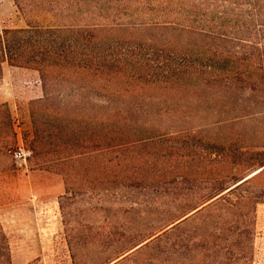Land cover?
Here are the masks:
<instances>
[{
  "label": "trees",
  "instance_id": "1",
  "mask_svg": "<svg viewBox=\"0 0 264 264\" xmlns=\"http://www.w3.org/2000/svg\"><path fill=\"white\" fill-rule=\"evenodd\" d=\"M12 1L26 25L0 28V80L4 62L37 72L42 94L30 103L36 152L48 138L61 145L59 152L76 159L141 144L147 137L139 131L140 101L191 88L253 90L254 84L232 66L240 60L264 63L259 35L264 32V0ZM239 47L254 48L256 55L240 54ZM44 111L51 119L37 122V113ZM10 134L1 138L0 151L14 143ZM204 144L208 153L225 155L235 171L206 178L163 174L151 183L129 177L130 186L165 185L164 194L182 205L125 252L153 235L143 246L170 249L175 242H189L182 226L203 214L207 221L221 218L223 225L240 219L245 227L230 237L226 228L203 235L192 249L217 264L249 259L256 204L264 203V150ZM249 168L254 170L243 175ZM0 264H11L1 224Z\"/></svg>",
  "mask_w": 264,
  "mask_h": 264
},
{
  "label": "rangeland",
  "instance_id": "2",
  "mask_svg": "<svg viewBox=\"0 0 264 264\" xmlns=\"http://www.w3.org/2000/svg\"><path fill=\"white\" fill-rule=\"evenodd\" d=\"M25 25L13 1L0 0V28ZM259 33L264 39V32ZM261 44L264 56V40ZM253 49L239 47L238 51L256 55ZM232 67L254 84L253 90L191 88L154 93L138 105L143 113L139 131L147 137L144 142L76 159L59 152L61 145H54L52 138L42 151L32 149L30 103L42 94L40 81L35 70L4 62L0 141L11 132L15 141L0 151V224L11 264H113L127 254L117 263L217 264L192 245L199 246V237L224 228L229 237L235 236L245 227L240 219L223 225L219 217L207 221L200 214L182 226L189 242H175L170 249L143 246L153 235L127 252L123 248L181 209L182 202L164 194L165 185L148 182L163 174L206 178L235 171L225 155L208 153L205 141L247 152L264 150V63L240 60ZM46 113H37V122L48 123L51 117ZM17 146L29 151L25 161H16L8 153ZM252 170L246 169L243 175ZM129 177L147 183L130 186ZM252 232L251 255L237 264H264V203L256 204Z\"/></svg>",
  "mask_w": 264,
  "mask_h": 264
},
{
  "label": "built area",
  "instance_id": "3",
  "mask_svg": "<svg viewBox=\"0 0 264 264\" xmlns=\"http://www.w3.org/2000/svg\"><path fill=\"white\" fill-rule=\"evenodd\" d=\"M8 153H10L16 161H25L30 156L29 151L20 146L9 148Z\"/></svg>",
  "mask_w": 264,
  "mask_h": 264
}]
</instances>
